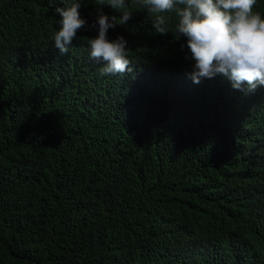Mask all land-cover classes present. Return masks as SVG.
I'll use <instances>...</instances> for the list:
<instances>
[{"label": "trees", "instance_id": "1", "mask_svg": "<svg viewBox=\"0 0 264 264\" xmlns=\"http://www.w3.org/2000/svg\"><path fill=\"white\" fill-rule=\"evenodd\" d=\"M72 2L0 0V264H264L260 103L167 84L187 62L176 16L160 37L136 0L109 39L161 74L122 90L141 68L101 77L84 50L95 30L55 48V9ZM76 2L91 24L101 5Z\"/></svg>", "mask_w": 264, "mask_h": 264}, {"label": "clouds", "instance_id": "2", "mask_svg": "<svg viewBox=\"0 0 264 264\" xmlns=\"http://www.w3.org/2000/svg\"><path fill=\"white\" fill-rule=\"evenodd\" d=\"M136 2L147 10L151 28L160 37L168 35L169 16H176L170 17L172 31L181 42L187 62L179 65L169 63L165 72L167 84H179V87L186 89L187 86H194V83L201 85L208 93L242 92L249 95L252 109L260 103V111L264 112V18L258 0ZM97 3L101 7L97 9L96 18L91 24L81 16V4L76 0L66 7L55 9L61 17L60 30L53 37L55 48L60 54H67L72 42L74 45L79 41V31L93 29L96 35L84 50L85 54L90 52V59L96 61L94 67L101 77L123 78L131 74L133 68L139 67L141 70L135 71L131 87L122 90L137 88L145 82L152 85L154 78L161 74L157 70L159 63L145 57L140 61L131 60L127 53L128 41L123 36L109 39L110 29L115 30L118 24L124 25L132 18V13L124 10L125 0H107V3L97 0ZM104 6L123 10L119 20L115 15L105 14ZM183 39H186V45L182 44Z\"/></svg>", "mask_w": 264, "mask_h": 264}]
</instances>
